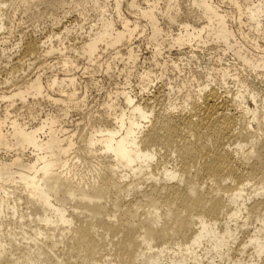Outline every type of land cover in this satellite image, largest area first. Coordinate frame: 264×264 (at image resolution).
<instances>
[{
  "label": "bare ground",
  "instance_id": "bare-ground-1",
  "mask_svg": "<svg viewBox=\"0 0 264 264\" xmlns=\"http://www.w3.org/2000/svg\"><path fill=\"white\" fill-rule=\"evenodd\" d=\"M111 1L0 0L8 36L21 9L54 24L65 6L83 21L97 13L78 46L61 43L66 26L43 41L20 37L12 64L0 53L11 64L0 80V264H264V87L256 84L264 83V47L241 19L262 32L264 0ZM38 4L48 12H33ZM136 35L152 49L139 71ZM209 45L220 53L203 63L194 49L185 59L164 53ZM54 55L52 65L41 61ZM78 59L87 75L107 77L124 62L121 88L95 109L85 94L98 81L89 76L77 93ZM165 77L167 92H150ZM84 107L66 128L69 113Z\"/></svg>",
  "mask_w": 264,
  "mask_h": 264
},
{
  "label": "rangeland",
  "instance_id": "rangeland-1",
  "mask_svg": "<svg viewBox=\"0 0 264 264\" xmlns=\"http://www.w3.org/2000/svg\"><path fill=\"white\" fill-rule=\"evenodd\" d=\"M70 1V0H69ZM254 1V0H253ZM112 1L111 0H109V3H111ZM179 3L181 4V6L183 7L184 5H186V4H188V0H179ZM35 6V10L36 11H33V12H37L38 10L39 11H41V13H43V15L46 13V10H47V8H46V5L45 4H38V5H34ZM67 6H65L63 9H64V11L65 12H63V10H62V8H59V9H61V10H58L57 11V9L55 10V11H57V13L54 11V13H56V14H54L56 17L59 15V17H58V19L59 18H61L60 19V23L59 24H54V22H53V19L51 18V16H50V14H49V17L48 16H43V17H41V18H38L37 20L35 19V20H33L34 18H32V20L30 19L31 17H26L27 15L26 14H24L23 12H21L22 11V9L20 10V11H17L16 13H14V15H15V17L12 19V22L13 23H11V22H9L8 24H9V26H8V24H7V27L8 28H10L12 31H11V34L12 35H9L8 36V34H7V31H4V32H1V33H3V34H1L0 33V38H1V40H0V53H1V51L2 50H6V54L5 55H7V56H10V57H12V58H10L9 60H10V63L11 62H15V59L16 58H18V57H16V53L18 54V55H20L21 54V51H19V50H21L20 48H21V44L19 43L20 42V37L22 38V39H25V37L26 38H36V39H40L41 41H43L46 37H48V36H53V35H55V34H59V33H61V32H63V28H65L66 26L69 28V29H71V31H70V33L68 34V37L67 38H65L61 43L63 44V46L64 47H69V48H71V46L73 47V46H78L79 44H80V42L82 41V39H83V32H84V29L85 28H87L88 27V25H89V23H90V21H92V20H95L96 19V16H97V13H95V12H88L87 13V17L85 18V20L83 21L82 20V18H80V16L78 15V12L75 10V9H73L72 8V6L70 7V6H68L67 8H66ZM69 8V9H68ZM68 9V10H67ZM32 10H34V8H32ZM44 11H45V13H44ZM47 12H48V10H47ZM51 12V11H50ZM40 13V12H39ZM51 13H53V12H51ZM62 13H63V16H62ZM67 13V14H66ZM48 14V13H47ZM46 14V15H47ZM123 14L124 15H128L126 12H123ZM13 15V16H14ZM231 15V17L232 18H229V24L231 25V26H233L234 28L237 26L236 25V21L234 20V15H232V14H230ZM60 16H62V17H60ZM242 31L245 33V34H248L249 36H250V38H256V39H258V42H259V45H261V49H263V45H264V30L262 31V32H259V33H256V32H249L250 31V29H249V27H248V24L246 23V18L244 17V16H242ZM261 21H262V23H264V17L261 19ZM163 22L164 21H160V23L161 24H163ZM64 26V27H63ZM165 26V27H164ZM162 27H164V29L165 28H167V25H165V24H163L162 25ZM169 32H170V35H175L177 32H178V29H177V26L176 25H174L173 27H171L169 30H168ZM51 34V35H50ZM53 34V35H52ZM3 37V38H2ZM24 37V38H23ZM6 38V39H5ZM4 41V42H3ZM146 42H145V39L142 37V36H135L134 37V39L132 40V42H131V44H132V46L133 47H137V48H135V50L138 52V55L140 56L139 57V61L141 60V59H144V61L143 60H141L140 62H139V64L137 65V67H136V70L135 71H139V69L141 70V67L142 68H144V67H147L149 64H150V61L148 60V59H150V55H151V47L149 46V45H147V44H145ZM54 44L56 45V46H58V45H60V43L59 42H55L54 41ZM20 47H19V46ZM135 45V46H134ZM18 46V47H17ZM147 46H149V47H147ZM5 47V48H4ZM124 48H123V50L125 49V46H123ZM186 47V48H185ZM248 48H249V45L247 46ZM122 48V47H121ZM150 48V49H149ZM184 49V51H182V49H180L181 51H179V50H177L178 48H172L171 50H168V48L165 50V51H169L168 53L167 52H165L164 51V53H166L165 54V56H168V59H172V58H174V59H177V57L178 56H180L179 57V59H182L184 56H188L189 54H190V52H191V49L193 50V51H195V53H196V51H197V54L198 55H200V52H201V55H203V57L200 55L199 56V58L200 57H202L201 59H199V61H201L202 63H203V61H205V59H206V61L210 58L209 57V55L211 56V58H212V54L214 53V55H216L217 53H220V49H218L217 50V47H215L214 48V46H211V45H209V46H206V47H204L203 49H201V48H199L200 50L198 51V50H196L197 48H195V47H187V46H184L183 47ZM219 48V47H218ZM177 50V52H176V50ZM189 49V50H188ZM210 49V50H209ZM213 49H216V50H213ZM250 49V48H249ZM188 52V54L186 53V52ZM190 51V52H189ZM203 51V52H202ZM216 51H217V53H216ZM261 51H263V50H261ZM8 52V53H7ZM16 52V53H15ZM177 54H176V53ZM180 52V53H179ZM10 53V54H9ZM171 53V54H170ZM184 53H186V54H184ZM211 53V54H210ZM13 54V55H12ZM168 54V55H167ZM104 55H108V54H104ZM205 55V56H204ZM143 56V57H142ZM149 56V57H148ZM172 56V57H171ZM177 56V57H176ZM209 58H208V57ZM55 57V58H54ZM104 57H106L105 58V60L107 59V57L108 56H103V58ZM164 57V56H163ZM170 57V58H169ZM205 57V58H204ZM207 57V58H206ZM56 58H58L56 55H54V56H51V58L50 57H46V58H41L42 60V62L43 63H45V64H48V65H52V64H54V63H56L57 61H56ZM103 58H101V60H103ZM165 58H167V57H165ZM225 61L224 62H227V63H232V56H231V53L230 52H228V53H226V55H225ZM2 59H4V58H2ZM29 58H25V62H24V64H26V62L28 61V64H26L25 65V68H26V66L27 65H30L31 63H32V61L31 62H29V60H28ZM174 59H172V60H174ZM183 59H185V57L183 58ZM202 59H204L203 61H202ZM5 60V59H4ZM9 60H7L8 62H9ZM44 60V61H43ZM146 60V61H145ZM6 61V60H5ZM5 61H3V60H0V65L1 64H3L4 66H0V68L2 67V68H4V72L2 73V74H0V77H1V79L0 80H3V77H5V75L6 74H4V73H6L8 70H9V68H10V66H11V64L10 65H8ZM46 61V62H45ZM81 61V62H80ZM143 61V62H142ZM2 62V63H1ZM120 61H116L115 63V67H113L114 68V70L115 71H111V73L110 74H112V76L111 75H109V77H107L106 76V74L104 73V72H102V71H98L97 70V72L95 73V74H93L92 73V75H87V73L86 72H83V67L85 66V64H86V62L83 60V59H78V66H77V69H75V70H73L72 71V73L74 74V76L76 77V79H77V83L80 85V83H81V85L79 86L78 85V89L79 90H77V93L79 94V93H82L83 92V84H89L91 81H92V79H93V81H94V83L96 82L97 83V81H98V83H97V85L95 84H93L92 86H90L91 88H89V89H87L86 91V94H85V97H86V100H87V104L89 105V107L87 106V108H88V110L89 109H95V107L99 104V103H101L102 101L101 100H104V98L106 97V94L105 93H107V91L108 92H111V90H112V92L116 89V87H118V85H119V87L121 88V84L122 83H124V80H125V77H124V73H122L120 70L121 69H123V65H124V62L123 61H121L120 63H119ZM146 62H148V64L146 63ZM6 63V64H5ZM122 63V64H121ZM147 64V65H144V64ZM83 64H84V66H83ZM140 64H142V66L140 65ZM7 65V66H6ZM122 65V66H121ZM138 66L140 67V68H138ZM31 67V66H30ZM35 66L33 65V67H31L30 68V70H29V73L27 72V74H29V77L27 76V75H25L26 76V78H30V77H32L33 76V74L35 73V69H33ZM116 68V69H115ZM235 68H240L239 66H237V67H235ZM7 70V71H6ZM113 70V69H112ZM244 73L243 74H248V73H246V71H243ZM85 73V74H84ZM99 73V74H98ZM104 73V74H103ZM123 75H121V74ZM137 72H134V74H136ZM232 73H235V71H232ZM91 74V73H90ZM103 74V75H102ZM176 73H172V72H168V76H167V78H170V80L171 81H173L174 79H175V77H176V75H175ZM104 75L107 77V78H109V79H107L106 77H104ZM181 76H183L184 75V73H181L180 74ZM90 76V77H89ZM111 76V77H110ZM122 76V77H121ZM136 77V75H131L130 76V78H129V80L132 82V83H130L129 85H128V87L130 88L131 86V88L130 89H133V90H135L134 92L135 93H139V88H138V84H137V82H134V81H136L135 79V77ZM253 76V75H252ZM90 79H89V78ZM133 77V78H132ZM87 78L89 79V80H91V81H89V80H87ZM92 78V79H91ZM166 77H165V79L162 81V80H159L160 81V83H159V81L158 80H155L154 82H153V86L151 87V89H150V92H152L153 94H155L156 93V91H157V93L160 91V90H162V92H161V94H160V92H159V94L160 95H163V93H166L167 92V88H168V85H167V83L169 82L168 81V79H167ZM252 77H250V79H251ZM260 78V79H259ZM258 79H256L257 81L258 80H263V79H261V77H259ZM122 80V81H121ZM256 80H255V82H256ZM85 81H89V83L88 82H85ZM129 81V82H130ZM118 82V84L116 85V83ZM162 82V83H161ZM263 82V81H262ZM262 82H256V84L258 85V87L259 88H262V86L264 87V83L262 84ZM114 84V85H113ZM165 84V85H164ZM260 84H261V86H260ZM83 85V86H82ZM121 85V86H120ZM95 86V87H94ZM98 86V87H97ZM135 86V87H134ZM157 86V87H156ZM162 86H164V87H162ZM92 87H94L93 89H92ZM167 87V88H166ZM228 87L230 88V89H232L233 88V90H234V87H233V83H232V81L230 80L229 81V83H228ZM112 88V89H111ZM156 88V89H155ZM160 90H159V89ZM162 88V89H161ZM114 89V90H113ZM138 89V90H137ZM154 90V91H153ZM137 91V92H136ZM151 93V94H152ZM105 94V95H104ZM139 95V94H138ZM260 97H261V95H260ZM160 99L162 100L163 98H162V96L160 97ZM262 99V98H261ZM160 101V100H159ZM264 101V100H263ZM98 104H97V103ZM97 104V105H96ZM159 106H161L160 104L159 105H157V107H159ZM51 106H50V104L46 101V102H44V103H42V105H41V110L43 111V112H47L48 110H50L51 108H50ZM86 107H84V109H82L80 112H78V111H72V112H70L69 113V115H68V117H67V121L65 122V127L66 128H68V129H74L75 128V126H76V124H78L79 122H80V118L82 117L81 115H83L82 114V112L83 111H86L85 109H87ZM160 108V107H159ZM159 108H157V109H159ZM81 113V114H80ZM84 113V112H83ZM253 128L255 129V126L253 125Z\"/></svg>",
  "mask_w": 264,
  "mask_h": 264
}]
</instances>
